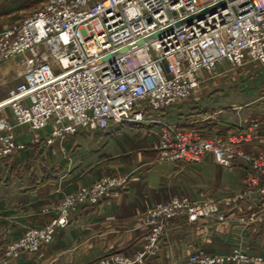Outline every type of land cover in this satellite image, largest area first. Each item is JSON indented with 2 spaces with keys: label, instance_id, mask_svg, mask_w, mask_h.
I'll return each mask as SVG.
<instances>
[{
  "label": "built area",
  "instance_id": "1",
  "mask_svg": "<svg viewBox=\"0 0 264 264\" xmlns=\"http://www.w3.org/2000/svg\"><path fill=\"white\" fill-rule=\"evenodd\" d=\"M14 60H19L24 80L0 102V112L9 109L14 120L0 121V161L25 150L17 142V127L38 132L51 126L46 143L52 144L79 129L142 124L147 112L201 95L205 77L249 64L264 67V0H46L39 11L1 33L0 63ZM149 120L161 126L155 147L159 162L196 164L212 155L231 168L233 161H244L253 174L227 205L249 198L255 189L264 199V153L241 150L257 137L260 123L206 138L157 117ZM127 181L106 177L66 195L56 207L57 218L28 229L5 247V263L23 253H39L53 241L57 228L69 226L78 207L117 197ZM178 217L189 223L227 221L215 201L173 196L143 214L149 232L141 251L133 256L111 253L95 264H144L159 251L162 237ZM257 220V214H251L239 222ZM183 264H264V253L250 255L236 246L213 255L196 248Z\"/></svg>",
  "mask_w": 264,
  "mask_h": 264
},
{
  "label": "crops",
  "instance_id": "2",
  "mask_svg": "<svg viewBox=\"0 0 264 264\" xmlns=\"http://www.w3.org/2000/svg\"><path fill=\"white\" fill-rule=\"evenodd\" d=\"M45 3L0 0V35ZM16 61L0 64V87L19 79ZM249 69V74L259 71L251 80L254 86L259 85L258 93L246 88L222 93L230 88L232 79L219 72L216 77H205L201 95L147 112L142 124L112 123L98 131L79 129L52 144L46 143L51 126L38 132L17 127V142L26 148L0 161V257L25 231L42 228L57 218L56 207L66 195L106 177H127L128 181L117 197L94 207H78L69 226L57 228L53 241L44 245L39 255L23 253L14 264H95L111 253L133 256L143 249L149 232L142 223L143 214L173 196L215 201L226 212L227 221L173 219L159 251L144 264H183L196 248L213 255L228 253L236 246L250 255L264 253V199L255 189L249 198L227 205V200L242 192L244 179L253 174L251 166L237 159L227 168L212 155L196 164L159 162L155 147L161 126L149 120L157 117L206 138L231 135L258 122L257 137L244 143L241 150L250 155L264 153V67L249 64ZM5 92L0 90V101L9 90ZM4 118L14 121L7 113ZM251 214H257L259 220L247 225L239 222Z\"/></svg>",
  "mask_w": 264,
  "mask_h": 264
},
{
  "label": "rangeland",
  "instance_id": "3",
  "mask_svg": "<svg viewBox=\"0 0 264 264\" xmlns=\"http://www.w3.org/2000/svg\"><path fill=\"white\" fill-rule=\"evenodd\" d=\"M9 62V61H7ZM5 62H1L0 64H4ZM16 63H18V66L20 67V73H22V67L21 65H19V60L16 61ZM260 66V65H258ZM247 70H250L249 69V65L246 66L245 68H242V69H239L237 70L236 72H230V73H227V74H224L225 78L229 80L232 79L231 81V86L230 88L226 89L225 91H222V93H235L237 89H241V88H246L248 91H252V90H257V93H258V90L260 89L259 85L258 86H254L253 85V82L251 80H253L255 77H253L252 75L253 74H259V71H256L255 73L253 71H251V74L247 73ZM12 75V74H11ZM10 75V76H11ZM218 76V74H215V77ZM224 78V79H225ZM24 80L23 77H19V79L17 80H12V81H8L7 84H5L4 86L0 87V90L3 89V90H6V92L9 90V92L11 90H13L19 83H21L22 81ZM240 80V81H239ZM251 81V82H250ZM236 84V85H235ZM251 84V85H250ZM259 87V88H258ZM233 90V91H232ZM5 92V94H6ZM9 92L7 94H9ZM216 93H220V92H216ZM237 93V92H236ZM1 102V101H0ZM6 113L10 116L11 115V112L9 109H7L6 111L4 112H0V121H2V119H4V117H6ZM2 114L4 115V117H2ZM12 116V115H11ZM7 119V118H5ZM8 120V119H7ZM43 247V246H42ZM41 252V250L39 251V253L37 254H32V255H39ZM3 256H1L0 258H2ZM20 257V256H19ZM18 259V258H17ZM11 260L10 262H8L7 264H14L15 261L17 260ZM5 259L1 260L0 261V264H6Z\"/></svg>",
  "mask_w": 264,
  "mask_h": 264
},
{
  "label": "water",
  "instance_id": "4",
  "mask_svg": "<svg viewBox=\"0 0 264 264\" xmlns=\"http://www.w3.org/2000/svg\"><path fill=\"white\" fill-rule=\"evenodd\" d=\"M141 43H143V42H141ZM125 51H127L126 49L125 50H123V52H125Z\"/></svg>",
  "mask_w": 264,
  "mask_h": 264
}]
</instances>
